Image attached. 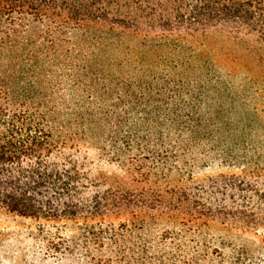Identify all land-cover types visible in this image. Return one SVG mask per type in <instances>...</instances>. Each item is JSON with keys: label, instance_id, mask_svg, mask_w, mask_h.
<instances>
[{"label": "trees", "instance_id": "1", "mask_svg": "<svg viewBox=\"0 0 264 264\" xmlns=\"http://www.w3.org/2000/svg\"><path fill=\"white\" fill-rule=\"evenodd\" d=\"M7 57L0 210L128 220L91 227L80 243L52 242L54 256L203 264L216 254L223 263L204 237L214 223L264 239V0H0V62ZM89 144L127 169L130 186L99 191L71 153ZM199 159L251 176L217 179L224 200L207 203L194 193L204 188L185 182ZM161 220L179 232L148 241L130 229ZM232 264L256 263L238 254Z\"/></svg>", "mask_w": 264, "mask_h": 264}, {"label": "rangeland", "instance_id": "2", "mask_svg": "<svg viewBox=\"0 0 264 264\" xmlns=\"http://www.w3.org/2000/svg\"><path fill=\"white\" fill-rule=\"evenodd\" d=\"M0 63H7L9 58L2 59ZM264 120V118H263ZM78 162L84 166L85 175L99 187V191L109 188L130 186L127 169L108 157L97 145H84L78 151L71 152ZM192 176L187 172L185 182L191 189L201 186L203 190H195L194 193L202 197L207 203L219 204L224 200L218 195L212 185L213 182L222 176H235L250 178V171L242 167H227L218 162L207 163L199 159L192 170ZM183 175V174H182ZM178 172H174L171 179L178 180ZM191 177V178H190ZM258 189L264 191V186L258 184ZM97 191L98 189H92ZM91 192V191H90ZM235 207H240L243 195L236 193ZM247 207H257L256 199L251 200L249 193ZM238 203V204H237ZM126 215L116 213H105L91 216L89 213L81 214L75 219H50V218H28L17 214L0 210V264H66L54 256L50 251L52 242L61 240L69 243L77 242L83 235L94 228L119 227L127 223ZM134 233H141L148 241H155L162 238L166 233L175 235L180 227L168 220L158 222L151 221L143 231L130 226ZM262 230L234 231L227 233L218 223H214L206 231L204 237L211 249L219 248L224 253V262L214 255H210L203 264H232L238 254H243L247 262L264 264V239L260 237ZM109 249L104 253H109ZM93 255H100L101 252L91 248Z\"/></svg>", "mask_w": 264, "mask_h": 264}]
</instances>
